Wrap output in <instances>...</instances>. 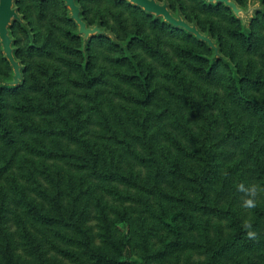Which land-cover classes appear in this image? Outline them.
<instances>
[{"label":"trees","instance_id":"trees-1","mask_svg":"<svg viewBox=\"0 0 264 264\" xmlns=\"http://www.w3.org/2000/svg\"><path fill=\"white\" fill-rule=\"evenodd\" d=\"M84 1L76 0V4L90 28L92 20H85L87 10L80 5ZM111 1L118 9L112 12L117 26H107L103 20L98 24L110 27L113 37L102 32L84 37L83 44L80 32L68 31L50 20L52 11L66 4L65 0L14 1L21 14L9 26L15 60L23 59L24 53L29 58L53 57L59 49L56 58L67 71L44 62L24 68L20 65L21 81L0 86V264L24 263L18 254L12 221L21 224L24 217L46 229L56 227V236L75 243L72 231L81 229L94 199L105 246L96 247L88 235L85 242H78L79 246L86 248L94 264L130 262L125 249L131 241V226L122 232L119 223L131 224L132 217L126 210L111 206L106 196L118 207H126L125 203L141 205L144 219L155 221L167 231L168 249L192 246L189 234L206 229L198 216L202 213L226 220L230 230L228 238L216 242L205 236L207 264H228L226 257L240 249L260 251L264 259V235L260 237L264 229V178L258 184L263 204L252 207L249 216L208 204L223 165L222 152L214 140L221 125L222 138L228 142L244 143L254 135L256 144L264 136V0H258L261 9L248 26L225 4L157 0L166 3L175 17H182L209 36L217 51L184 28L128 0ZM232 1L241 8L247 3ZM59 20L76 23L71 15L59 16ZM35 22L43 26L38 29ZM16 28L26 40L24 48L13 38ZM56 30L71 42L59 41L56 46ZM122 39L126 41L120 43ZM0 45V62L14 73L1 40ZM65 75H69L67 87L62 82ZM213 86H221L223 95L212 90ZM107 87L112 96H105ZM71 88L79 101H73ZM92 120L102 133L90 131ZM154 121L159 128H167L161 146L156 142L157 130L149 129ZM132 130L146 154L130 149L127 135ZM114 139L137 163L155 171L153 187L167 172L184 182L187 189L199 192L200 197L193 199L185 190L179 197L172 196L159 185L156 189L145 187L130 161L122 159L112 147ZM257 149L256 155L255 150L247 152L248 158L262 166L258 161L264 148ZM20 152L25 153L27 170L18 175L15 169ZM39 160L55 162V168L40 167L36 164ZM1 179H6L7 185ZM132 189L139 193L132 194ZM155 190L159 196L152 199ZM21 235L28 248L35 246L27 230ZM61 252L66 257H79L70 248Z\"/></svg>","mask_w":264,"mask_h":264},{"label":"rangeland","instance_id":"rangeland-1","mask_svg":"<svg viewBox=\"0 0 264 264\" xmlns=\"http://www.w3.org/2000/svg\"><path fill=\"white\" fill-rule=\"evenodd\" d=\"M246 2L247 3L245 7H239L241 12L238 15L236 14V16L243 21L245 26H248L251 19L254 17L255 12L261 9V4L258 0H247ZM80 5L82 6L83 10L84 8L87 10V12L84 13L85 20L86 18H90L89 20H92L90 28H94L98 25L97 27H99L103 34H107V36L113 35L110 31V27L106 28V24L105 26H100L98 24L99 21L103 20L107 23V26L116 25L114 19L112 18V12H118V9L115 8L114 3L111 0H85L84 4L80 3ZM17 13L20 18L21 14L18 11ZM70 15V9L66 6L65 2H63L62 4L58 5L56 10L52 11L50 14V20L52 22L58 23L63 29L79 34V26L75 22L70 24L66 21L60 22L59 20V16L70 17ZM35 24L37 25L38 29L43 26V23L37 24L35 22ZM56 34V46L59 41H65V43L71 42L70 39H66L63 32L56 30ZM84 37L85 36H83L82 41H80L81 44L84 42ZM13 38H17L20 42L19 46L24 48L26 40L19 28L15 29ZM125 41L126 39H122L120 40V43ZM215 46L217 45L215 44ZM55 50L56 53L53 55V57L50 56L44 59L38 57L29 58L24 53L22 55L23 59L17 60L21 62L19 65H21L22 68L26 67L27 65L36 66L37 63L44 62L46 65L60 67L61 71H67L66 68L62 67V63L56 58L57 54L59 55L61 51H58L59 49ZM104 52L107 53L106 49ZM1 54H4L3 51ZM0 73V86L14 81L15 73H13V70L9 69V66H7L3 61L0 62ZM21 79L22 76L19 82ZM68 81L69 75L63 76L62 82L64 83V87H67ZM110 89V87L104 89L105 96H112ZM211 89L220 95H223L221 86H213ZM70 92H72L70 96L73 97V101L80 100L78 94L75 90H73V88L70 89ZM119 106L120 103H118V107ZM221 126L222 127L219 128L214 140L216 142V148L222 152L221 157L223 165L220 169L219 180L209 196L208 204L219 209L237 210L241 216H249L251 214L250 212L252 207L256 206L257 204H263V195L260 190H258V184H260L261 179L264 178V155H261L262 158H260L258 161L262 163V166H258L256 161L248 158V153L249 151L255 150L253 154L256 155L258 154L257 148H264V136L260 138L256 144L253 137L254 135L250 138H247L244 143H239L237 141L228 142V140H223L222 138L224 134V128L223 125ZM89 127L92 133H102L99 129V126H97L96 121L92 120ZM161 128L156 125L155 121L153 122L151 128H149L153 131L157 130L156 142L159 146H161L164 141L163 130L167 129ZM131 132L132 133L127 135L130 141V149L135 153H140L141 155L146 154L144 145L138 143L137 139L133 136L136 131L132 130ZM122 134L124 133L122 132ZM149 134H151V132H149ZM93 135L94 134H91L90 136ZM111 143L112 147L118 152V155L120 157L122 156V159H128L130 161L129 165H133L134 172H139L140 180L145 187L149 189H156L159 185L163 188V190L172 196L179 197L181 195L180 191L185 190L188 193L187 195L193 199L197 196L200 197L199 192L187 189L184 182L173 179V177L168 175L167 172H165V175L159 179V183L156 184V187H153L152 184L155 182L153 175L155 171L152 168H147L137 163L131 152L125 151L124 146L119 144L117 140L114 139ZM181 143L185 144L186 142L182 140ZM157 149H159V147H157ZM24 157L25 153L20 152L18 160L22 161L21 163L20 161L17 163V167L15 169L18 175L24 173L27 170L24 167V164L26 163ZM28 163L31 165L30 162ZM36 164H38L40 167L43 165H48L51 170H53L56 163L39 160ZM184 164H186V162ZM123 165L128 171V164L125 162ZM193 166H195V163ZM19 167H22L23 169ZM1 183L7 185L6 179H1ZM137 192L139 193V191L132 189L131 193L135 195ZM97 196L100 197L101 195L97 193ZM157 196H159L157 191L154 195H150L152 199H157ZM162 198L166 199L163 196ZM105 200L116 209L123 211L126 210L132 217L131 224H128V222L119 223L122 232L127 231L128 225L131 226V236H128V238L131 237V241L125 249V252L129 254L131 261L126 264H207L208 253L204 248L206 243L205 236L208 235L212 242H216L228 238L230 235V230L227 227L226 220H221L218 217L200 213L198 216L204 220L206 229L204 230L199 228V230L196 232L189 234L188 241L191 242L192 246L168 249L167 240L169 235L167 231L155 221L145 220V214L143 212L144 208L141 205H135V203H125L126 207H123V204L121 207H118V205L113 202V198L106 196ZM167 200H172V197L171 199ZM98 214L99 209L97 207L96 199H94L89 203L86 213V221H83L81 229L79 231L73 229L72 231V239H74L75 243H68L66 240L56 236L55 233L58 230L56 227L54 229H46V227H43L41 224L34 223L32 220L24 217V219L22 218L21 224L15 220L12 221L11 228L16 235L15 240L18 243V254L20 255L21 261L24 262L23 264H94L90 254H88V252L85 250L86 248L82 245L79 246L78 242H85L88 235L93 238V242L96 244V247L105 246L103 243L104 238L102 237V223L98 217ZM110 216L113 220L117 219L112 211H110ZM207 220L209 221L206 222ZM24 229L32 234V238H34L36 241L34 242L35 246H32L31 249L28 248L25 245V241L22 240L21 234ZM263 235L264 229L262 230L260 237ZM172 239L173 238L169 237V240ZM33 248L34 250H32ZM65 248L75 250L79 257H66L64 253L61 252V249ZM163 253L165 255L162 256ZM225 260L228 262V264H264V259L262 258L260 251H245L242 249L230 253Z\"/></svg>","mask_w":264,"mask_h":264},{"label":"water","instance_id":"water-1","mask_svg":"<svg viewBox=\"0 0 264 264\" xmlns=\"http://www.w3.org/2000/svg\"><path fill=\"white\" fill-rule=\"evenodd\" d=\"M15 0H0V40L3 46L4 53L8 58L9 62L13 66L14 69V81L12 82L14 85L19 83L21 78L20 65L15 60L12 49V40L9 35V26L11 25L13 20H18L19 15L14 8ZM68 8L71 11V17L76 21L79 25L80 34L84 35L86 38H89L96 34H102V31L99 27L89 28L87 24L80 17V7L76 4V0H65ZM134 5L141 7L143 10L150 14H154L157 17H162L164 20L175 27H181L187 30L188 32L194 34L200 40L207 42L211 47L217 48L209 36L202 34L197 26L189 24L182 17H175L168 5L166 3H160L157 0H128ZM211 3L225 4L230 7L235 14H239L241 9L238 5L232 0H207Z\"/></svg>","mask_w":264,"mask_h":264}]
</instances>
